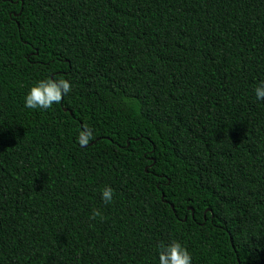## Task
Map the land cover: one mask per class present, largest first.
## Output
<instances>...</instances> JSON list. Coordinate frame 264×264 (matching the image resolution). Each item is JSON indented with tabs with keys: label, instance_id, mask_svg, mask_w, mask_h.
<instances>
[{
	"label": "trees",
	"instance_id": "1",
	"mask_svg": "<svg viewBox=\"0 0 264 264\" xmlns=\"http://www.w3.org/2000/svg\"><path fill=\"white\" fill-rule=\"evenodd\" d=\"M261 81L264 0H0V264H264Z\"/></svg>",
	"mask_w": 264,
	"mask_h": 264
},
{
	"label": "clouds",
	"instance_id": "2",
	"mask_svg": "<svg viewBox=\"0 0 264 264\" xmlns=\"http://www.w3.org/2000/svg\"><path fill=\"white\" fill-rule=\"evenodd\" d=\"M71 90V83L64 78L40 81L36 86L31 87L25 96V107L29 109L48 110L53 104L61 103L64 95L70 93ZM254 93L257 100L264 101V81H261L255 87ZM93 138V129L85 126V129L79 133L77 141L82 147H86ZM113 195V189L107 186L101 193L105 203H111ZM100 215L99 210H94L92 218L95 219ZM159 264H192V256L186 247L180 242L173 240L168 245L161 244L159 246Z\"/></svg>",
	"mask_w": 264,
	"mask_h": 264
},
{
	"label": "water",
	"instance_id": "3",
	"mask_svg": "<svg viewBox=\"0 0 264 264\" xmlns=\"http://www.w3.org/2000/svg\"><path fill=\"white\" fill-rule=\"evenodd\" d=\"M193 216H194V213H193Z\"/></svg>",
	"mask_w": 264,
	"mask_h": 264
}]
</instances>
